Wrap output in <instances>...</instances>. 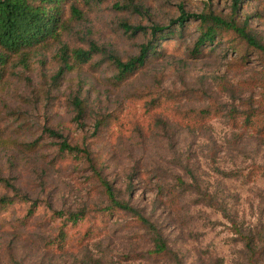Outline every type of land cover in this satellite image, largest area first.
I'll return each instance as SVG.
<instances>
[{
  "label": "rangeland",
  "instance_id": "1",
  "mask_svg": "<svg viewBox=\"0 0 264 264\" xmlns=\"http://www.w3.org/2000/svg\"><path fill=\"white\" fill-rule=\"evenodd\" d=\"M233 2L107 0L75 21L63 41L87 47L92 40L126 59L147 39L124 33L120 22L166 27L180 9L228 14ZM238 8L237 18L264 44V0H242ZM198 24L185 21L181 34L160 40L156 56L120 82L103 54L61 74L56 49L9 63L0 83V178L17 193L0 187V196L13 199L0 214V264H87L91 257L101 264H173L148 254L153 243L132 216L92 210L106 206L107 197L85 161L59 151L62 140L89 147L118 198L156 223L183 264H247L231 221L264 224V141L232 126L228 113L264 99V55L231 36L196 53ZM241 54L247 60L236 66ZM75 97L84 105L80 119ZM201 109L208 118H200ZM159 185L176 193V207L156 201L167 198ZM80 210L81 219L62 225L68 212Z\"/></svg>",
  "mask_w": 264,
  "mask_h": 264
},
{
  "label": "trees",
  "instance_id": "2",
  "mask_svg": "<svg viewBox=\"0 0 264 264\" xmlns=\"http://www.w3.org/2000/svg\"><path fill=\"white\" fill-rule=\"evenodd\" d=\"M104 1L107 0H0V83L7 72V66L12 63V60L17 59L18 63H25L32 54L50 52L52 49H56L54 57L59 63L57 74L79 70L91 63L95 55L103 54L105 61L115 70V81H123L156 56L155 52L159 49H154L160 40L181 34L184 22L189 19L199 21V35L193 48L196 53L200 51L203 45H210L216 39L231 36L232 41L234 39L239 44L245 42L252 47L253 52H256L259 56L264 55V44L253 34L246 20L237 18L239 3L242 0H234L228 14H222L215 9H207L200 14L186 13L180 9L179 16L171 20L166 27L152 25L148 28L140 24L133 25L126 21L120 22L119 26L124 33L130 36L141 34L142 37L147 39L140 46L137 55L126 59H122L110 51L100 49L99 45L92 40L87 42V47L69 46L65 43L63 36L70 31L75 21L83 19L90 11L97 10L98 5ZM137 11L140 14L143 12L141 9ZM175 24L177 26L173 28L172 25ZM246 60L247 55L241 54L236 58L235 65H243ZM72 104L75 117L77 119L82 118L84 114L82 101L75 97ZM209 113L207 109L199 110L202 119L208 118ZM228 119L231 121L232 126L257 133L259 138L264 141V99L259 102L258 106L252 107L249 105L244 111L238 112L231 109L228 113ZM102 124L103 120L98 118L94 124L95 133ZM47 132L53 137L61 138L53 130H47ZM35 143H28L26 146H34ZM58 149L62 152L74 154L85 161L100 182L108 204L103 207H93V211L105 214L120 211L132 216L136 224L147 233L153 243V248L148 251L153 259L172 261L173 264H183L169 247L166 238L156 223L146 217L141 209L118 198L112 184L102 176L98 157L93 156L87 145H70L62 140L58 144ZM0 187H5L17 193L15 184L9 179L0 178ZM164 188V186L159 185L158 192L167 196L166 200L162 201L156 198V201H161V204L168 207V199L170 202L169 207H176L171 202L176 197V193ZM14 196L16 200L25 201L22 196L17 194ZM11 203H13L12 197L0 196V214ZM31 208L32 206H30ZM84 214L85 210L68 212L62 218L61 223L62 225H66L70 221L75 223ZM231 222L234 233L245 250L247 264H264V224H248L243 228L240 224H236L234 221ZM88 262L87 264H101L99 259L92 257Z\"/></svg>",
  "mask_w": 264,
  "mask_h": 264
}]
</instances>
